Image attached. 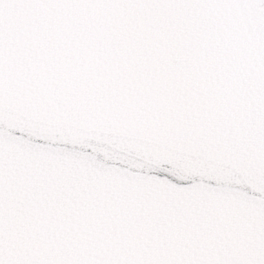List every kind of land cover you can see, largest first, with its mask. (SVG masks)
<instances>
[{
    "label": "snow or ice",
    "instance_id": "6c2138e0",
    "mask_svg": "<svg viewBox=\"0 0 264 264\" xmlns=\"http://www.w3.org/2000/svg\"><path fill=\"white\" fill-rule=\"evenodd\" d=\"M33 34L48 44L19 51L27 86H98L158 118L184 116L210 140L247 137L264 164V0H0V100L5 42ZM150 174L179 187L156 200L81 198L66 178L13 167L0 145V264H264V201L210 209L194 199L198 178Z\"/></svg>",
    "mask_w": 264,
    "mask_h": 264
},
{
    "label": "water",
    "instance_id": "95a60500",
    "mask_svg": "<svg viewBox=\"0 0 264 264\" xmlns=\"http://www.w3.org/2000/svg\"><path fill=\"white\" fill-rule=\"evenodd\" d=\"M47 44L39 34L5 42L0 145L10 165L22 161L66 178V191L81 198L163 199L179 187L150 174L164 170L178 179L198 178L194 199L210 209L241 214L264 201V164L247 137L210 140L184 116L158 118L98 86H67L55 78L46 88L27 86L17 55L26 46L39 52ZM41 137L68 148L40 153L35 141ZM117 160L127 168L113 169L110 162Z\"/></svg>",
    "mask_w": 264,
    "mask_h": 264
}]
</instances>
